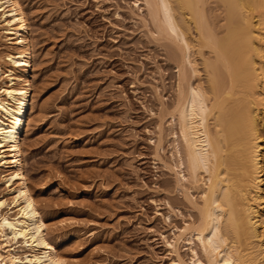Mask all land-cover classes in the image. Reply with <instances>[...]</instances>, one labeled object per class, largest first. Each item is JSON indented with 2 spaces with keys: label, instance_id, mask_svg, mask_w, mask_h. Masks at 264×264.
<instances>
[{
  "label": "rangeland",
  "instance_id": "1",
  "mask_svg": "<svg viewBox=\"0 0 264 264\" xmlns=\"http://www.w3.org/2000/svg\"><path fill=\"white\" fill-rule=\"evenodd\" d=\"M21 2L37 89L24 159L47 237L70 264H174L164 237L196 212L171 171L164 114L177 69L165 42L137 17L135 0ZM3 35L0 23V56Z\"/></svg>",
  "mask_w": 264,
  "mask_h": 264
},
{
  "label": "bare ground",
  "instance_id": "2",
  "mask_svg": "<svg viewBox=\"0 0 264 264\" xmlns=\"http://www.w3.org/2000/svg\"><path fill=\"white\" fill-rule=\"evenodd\" d=\"M134 4L177 69L166 136L176 189L196 213L163 236L174 264H189L182 244L191 264H264V0ZM0 23L8 47L0 56V264H70L47 237L25 168L23 137L37 89L21 0H0ZM164 134L162 126V144ZM168 209L175 211L171 203Z\"/></svg>",
  "mask_w": 264,
  "mask_h": 264
}]
</instances>
